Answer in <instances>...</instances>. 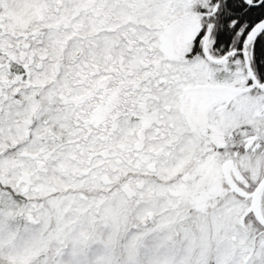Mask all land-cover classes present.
Returning a JSON list of instances; mask_svg holds the SVG:
<instances>
[{"label":"snow or ice","instance_id":"obj_1","mask_svg":"<svg viewBox=\"0 0 264 264\" xmlns=\"http://www.w3.org/2000/svg\"><path fill=\"white\" fill-rule=\"evenodd\" d=\"M0 264H264V0H0Z\"/></svg>","mask_w":264,"mask_h":264}]
</instances>
